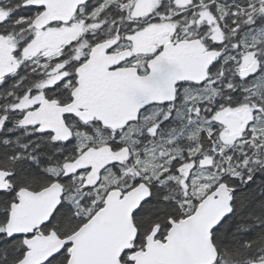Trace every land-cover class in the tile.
Returning <instances> with one entry per match:
<instances>
[{"label": "snow or ice", "instance_id": "snow-or-ice-1", "mask_svg": "<svg viewBox=\"0 0 264 264\" xmlns=\"http://www.w3.org/2000/svg\"><path fill=\"white\" fill-rule=\"evenodd\" d=\"M0 264H264V0H0Z\"/></svg>", "mask_w": 264, "mask_h": 264}]
</instances>
